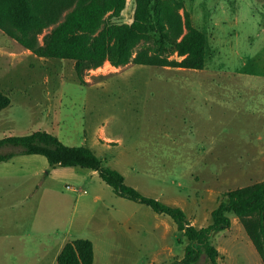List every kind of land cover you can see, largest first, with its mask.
Masks as SVG:
<instances>
[{
	"label": "rangeland",
	"instance_id": "1",
	"mask_svg": "<svg viewBox=\"0 0 264 264\" xmlns=\"http://www.w3.org/2000/svg\"><path fill=\"white\" fill-rule=\"evenodd\" d=\"M183 2L193 24L207 35L203 69L134 63L140 50L159 52L151 34L134 48L127 65L86 69L81 82L74 60L40 58L0 30V90L11 99L0 111V138L55 132L67 145L90 147L126 176L127 184L139 180L145 192L132 186L143 194L173 205L184 202L197 227L210 223L227 191L264 180V0ZM134 8L135 1H128L127 10ZM128 11L119 22H131ZM161 54L180 59L172 45ZM41 164L46 168L40 172ZM48 168L40 154L0 161V264H24L23 255L35 251L32 241L58 243L68 229L82 233L78 228L89 213L102 208L86 169L83 176L65 169L50 181ZM173 186L176 197L160 194ZM57 198L64 202L61 212L55 209ZM116 201L131 210L141 204L111 189V213L124 207ZM229 216L231 227L212 236L220 253L217 264H264L239 218ZM129 234L134 242L119 241L111 264H148L163 245L178 253L182 248L173 233L162 242ZM179 238L186 240L182 233ZM205 261L203 255L198 264Z\"/></svg>",
	"mask_w": 264,
	"mask_h": 264
},
{
	"label": "trees",
	"instance_id": "2",
	"mask_svg": "<svg viewBox=\"0 0 264 264\" xmlns=\"http://www.w3.org/2000/svg\"><path fill=\"white\" fill-rule=\"evenodd\" d=\"M134 1L133 18L128 23L119 22L127 0H0V30L40 58L74 60L81 82L86 69L101 67L106 61L115 67L127 65L134 48L151 34L157 37L159 52L140 50L132 58L134 63L188 69L206 66L207 35L193 24L183 0ZM168 45L180 59L161 54ZM10 103L9 95L0 90V111ZM16 154L45 156L48 172L76 166L96 170L118 196L170 216L187 240L184 256L172 264H198L203 255L206 261L202 264H217L220 253L212 236L231 227V213L243 224L264 263V180L227 191L211 211L210 223L197 227L180 206L143 194L127 184L119 170L105 165L90 147L67 145L55 132L39 129L0 138V161ZM93 261V243L87 238L67 241L57 258L58 264Z\"/></svg>",
	"mask_w": 264,
	"mask_h": 264
},
{
	"label": "crops",
	"instance_id": "3",
	"mask_svg": "<svg viewBox=\"0 0 264 264\" xmlns=\"http://www.w3.org/2000/svg\"><path fill=\"white\" fill-rule=\"evenodd\" d=\"M128 1L130 0H127V4ZM127 4H126V8L122 11L121 16H124L125 12L128 11ZM133 12L134 11L130 9L126 13L127 17L132 16ZM105 64H109L111 68L115 70H118L121 67H123V66L115 67L109 61H106ZM167 68H172V67H167ZM98 69H102V66L98 67ZM98 139H100L103 143L111 142V138L104 139L98 137ZM34 159L35 161H40L41 163H43V160L41 158H34ZM41 166L42 167L39 170L40 172L44 168H46V165L44 164H41ZM65 169H71V171H73L77 175L83 176L82 171L83 169L86 168H78V166L57 167L47 172L48 173L47 179H49L50 181L56 180L58 173L60 171H65ZM86 170L88 171L87 173L90 174V177L93 179V187L94 190L96 191L95 199L102 200L101 202L102 208L93 209L89 213V216L87 217V221L85 222V224H83L81 227L78 228V230H80L82 233H75L74 235L72 234V231L68 229L66 232H64V236L60 239L58 243L52 241H32L31 247L34 248L35 251L31 255L28 254L23 255L22 260L24 261V264H58L57 258L64 244L67 241H71L78 238H87L92 241L94 248L93 264H111L112 251L113 250L116 251V249L118 251L119 241L121 240L123 241L129 240L131 242L133 241L132 237H130L129 232L136 233L138 235V238L141 237L147 239L149 237L151 242L153 241L162 242L166 234L173 233V235L175 236L174 238H177L179 243H181L182 248L179 253L175 251V248L173 246L164 247L163 245L161 249L156 252L157 255L153 259V261L149 262L148 264H169L171 260L181 259L184 256L187 240L182 241V238L181 239L179 238V234L181 235V232L178 230L177 225L175 224L174 221L172 222L170 220L165 219L163 216H161L163 214L156 213L155 211L154 214L149 212L147 209L141 206L143 205L142 203L133 206L134 210H131L129 206L130 204L121 201H116L118 204L124 207H120L118 210H116V212L111 213L112 187L100 178L96 170H92V169H86ZM34 174L38 175L39 173L38 171H36ZM125 179H127L126 176ZM141 184L142 183H140L139 180H135V183H132L131 185H134L138 187L141 191L145 192L144 191L145 189L143 190ZM67 188L80 193L86 192L85 190L71 186ZM174 189H175L174 186L169 188L168 191L166 189H161L160 194H165V192H168L170 195L176 197L177 195H174L173 193ZM51 196L52 195H49L47 198L50 200ZM155 198H160V196L157 195ZM55 202H56L55 209L57 210V212H61L63 210L62 205L64 204V202L59 198H57ZM174 205L180 206L186 212L187 205L184 202H180L177 199V203H175ZM93 220H96L94 224L95 226H91ZM191 223L194 224V222ZM201 226H205V225H201ZM90 227H93V230H91L92 232L83 231V228H90ZM124 228L130 229V231H128V234L123 232ZM165 252H167L166 256H164L163 258L158 257L159 255H163Z\"/></svg>",
	"mask_w": 264,
	"mask_h": 264
},
{
	"label": "built area",
	"instance_id": "4",
	"mask_svg": "<svg viewBox=\"0 0 264 264\" xmlns=\"http://www.w3.org/2000/svg\"><path fill=\"white\" fill-rule=\"evenodd\" d=\"M67 187H69V186H67Z\"/></svg>",
	"mask_w": 264,
	"mask_h": 264
}]
</instances>
